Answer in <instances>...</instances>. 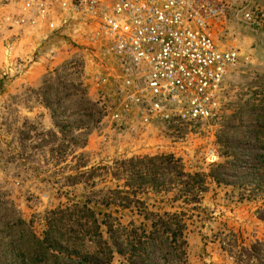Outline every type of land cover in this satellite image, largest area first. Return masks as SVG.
Instances as JSON below:
<instances>
[{"label":"rangeland","instance_id":"1","mask_svg":"<svg viewBox=\"0 0 264 264\" xmlns=\"http://www.w3.org/2000/svg\"><path fill=\"white\" fill-rule=\"evenodd\" d=\"M57 24L0 37V264H264V30L214 31L240 52L215 118L131 132Z\"/></svg>","mask_w":264,"mask_h":264},{"label":"built area","instance_id":"2","mask_svg":"<svg viewBox=\"0 0 264 264\" xmlns=\"http://www.w3.org/2000/svg\"><path fill=\"white\" fill-rule=\"evenodd\" d=\"M0 9V37L3 28L22 37L31 28L54 32L67 17L80 23L103 68L92 79L97 100L131 132L215 118L240 52L214 31L229 36L234 23L264 30V0H0Z\"/></svg>","mask_w":264,"mask_h":264},{"label":"trees","instance_id":"3","mask_svg":"<svg viewBox=\"0 0 264 264\" xmlns=\"http://www.w3.org/2000/svg\"><path fill=\"white\" fill-rule=\"evenodd\" d=\"M107 205V204H106ZM172 225H174L173 223L172 224H170V226L168 227V226H165V228L162 230V232H164V233H169L170 234V238H175L176 237V234H175V231L171 228V226ZM177 230V229H176ZM131 232H132V230H130ZM147 234V237L149 238L150 236H151V234H152V232H146ZM127 240L129 241V243H130V249H132L134 246H135V244L137 243V241L139 240V239H141L140 237H138L139 239L137 240V239H135V235H134V233L132 232V234H128L127 236ZM113 256V255H112Z\"/></svg>","mask_w":264,"mask_h":264}]
</instances>
